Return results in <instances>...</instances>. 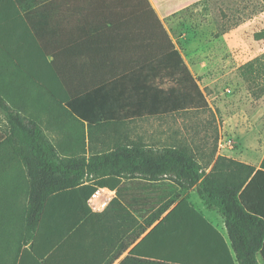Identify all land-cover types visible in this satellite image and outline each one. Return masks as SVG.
Returning a JSON list of instances; mask_svg holds the SVG:
<instances>
[{"label": "crops", "instance_id": "0c3cea01", "mask_svg": "<svg viewBox=\"0 0 264 264\" xmlns=\"http://www.w3.org/2000/svg\"><path fill=\"white\" fill-rule=\"evenodd\" d=\"M203 1L148 0L208 104L206 94L214 96L218 147L202 176L211 173L218 157L264 172V119H257L264 118V80L250 87L239 70L264 54V38L253 37L264 29V8L220 37L235 49L229 56L181 50L177 39L184 41V34L174 37V17ZM12 2L18 16L5 9L0 30L13 53L11 58L0 49V95L16 114L38 125L59 157L88 158L138 144L162 148L188 139L185 125L191 123L175 113L179 105L180 113L191 110L184 109L185 92L172 75L174 68L183 73L173 56L138 65L136 51L117 52L107 43L111 32L95 0ZM0 118L1 141L7 127ZM249 139L253 146L242 147ZM230 140L238 147L234 151L225 146ZM250 187L247 199L261 206L264 223V181ZM116 191L111 207L99 212L87 202L73 215H58L71 218L68 234L87 235V259L121 264L133 251L127 264H239L223 216L204 204L195 186L183 188L169 176L135 177L122 180ZM258 264H264L260 257Z\"/></svg>", "mask_w": 264, "mask_h": 264}, {"label": "trees", "instance_id": "16d2710c", "mask_svg": "<svg viewBox=\"0 0 264 264\" xmlns=\"http://www.w3.org/2000/svg\"><path fill=\"white\" fill-rule=\"evenodd\" d=\"M98 1L101 19L111 32L109 45L120 54L136 51L138 65L160 60L152 57L173 56L183 71L174 68L172 75L185 92L184 109L209 111L204 94L148 0ZM260 1L264 5V0ZM7 8L17 15L12 0H0V30ZM253 37L263 39L264 29ZM0 49L13 58L1 32ZM239 70L250 87L261 86L257 81L264 80V54ZM249 70L255 74L247 75ZM175 98L181 99L182 94L175 93ZM180 109L181 105L176 106L175 113ZM0 114L7 127L0 141V264H103L98 258L87 259L86 234L56 232L58 215L75 214L98 189L116 191L124 179L158 181L164 176L173 177L183 188L195 186L204 204L221 213L239 264H258V257L264 261V223L258 217L261 206L251 205L247 199L251 184L264 181L262 170L218 157L211 173L203 177L205 165L181 143L162 148L118 146L88 158H61L38 125L16 114L1 95ZM132 256L133 251L121 264H127Z\"/></svg>", "mask_w": 264, "mask_h": 264}, {"label": "rangeland", "instance_id": "374dc122", "mask_svg": "<svg viewBox=\"0 0 264 264\" xmlns=\"http://www.w3.org/2000/svg\"><path fill=\"white\" fill-rule=\"evenodd\" d=\"M95 4L98 5L99 1L95 0ZM263 8L264 5L260 0H205L174 17L177 30L175 29L176 33L174 32L173 35L177 38V33L184 34V41L177 39V44L181 50L185 51L191 48L189 51L192 52L222 53L223 56H229L235 49H231L227 42L220 39V37L241 22L258 15ZM258 91L260 90L257 89L256 92ZM206 96L209 101V111H189L176 114V118L188 119L191 124L185 125V129L190 131L188 139L185 138L175 144L181 143L191 148L203 165L210 164L213 161L214 152L218 147V125L214 111V96L213 93H207ZM251 105L255 109L260 108L257 103ZM257 119L261 123L264 118L258 117ZM260 123L256 125L257 128L261 127ZM4 130L5 124L0 118V136ZM240 143L242 147L243 145L252 147L255 140L249 139ZM263 143L264 141H260V144ZM225 144L231 151L238 148L236 143L231 140L225 142ZM70 228L71 218L58 216L56 232L68 234Z\"/></svg>", "mask_w": 264, "mask_h": 264}, {"label": "built area", "instance_id": "2783aa9c", "mask_svg": "<svg viewBox=\"0 0 264 264\" xmlns=\"http://www.w3.org/2000/svg\"><path fill=\"white\" fill-rule=\"evenodd\" d=\"M106 191L108 194L107 196ZM113 196V191L108 189H98L87 202H89L90 207L94 212H99L110 204Z\"/></svg>", "mask_w": 264, "mask_h": 264}]
</instances>
